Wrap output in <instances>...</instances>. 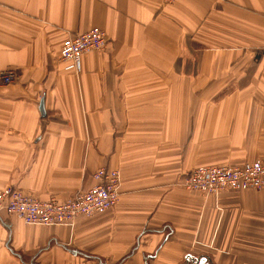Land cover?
<instances>
[{"label": "crops", "instance_id": "1", "mask_svg": "<svg viewBox=\"0 0 264 264\" xmlns=\"http://www.w3.org/2000/svg\"><path fill=\"white\" fill-rule=\"evenodd\" d=\"M109 42L74 73L64 38ZM0 191L66 200L118 170L73 225L0 210V264H264V187L202 193L201 165L264 159V0H0ZM44 100L45 114L40 110Z\"/></svg>", "mask_w": 264, "mask_h": 264}, {"label": "built area", "instance_id": "2", "mask_svg": "<svg viewBox=\"0 0 264 264\" xmlns=\"http://www.w3.org/2000/svg\"><path fill=\"white\" fill-rule=\"evenodd\" d=\"M165 3L174 0H163ZM108 36L99 27L74 33L63 39L60 57L75 71L82 69L81 60L92 49H104ZM1 79L12 81L13 70L2 71ZM96 183L66 200L56 197L40 199L18 187L0 191V210L13 214L27 224L73 225L80 217H92L114 207L120 198L121 176L118 170L101 167L94 173ZM181 183L193 191L220 193L264 187V159L258 158L241 165H201L186 173Z\"/></svg>", "mask_w": 264, "mask_h": 264}, {"label": "rangeland", "instance_id": "3", "mask_svg": "<svg viewBox=\"0 0 264 264\" xmlns=\"http://www.w3.org/2000/svg\"><path fill=\"white\" fill-rule=\"evenodd\" d=\"M94 27H98V26H94ZM100 28V27H99ZM102 29V28H101ZM103 30V29H102ZM84 32H86V31H84ZM71 35V34H70ZM108 42H109V38H108ZM108 45V44H107ZM106 45V46H107ZM105 49V48H104ZM99 50H102V49H99V48H96V49H92L91 51H89V52H87V53H90V52H93V51H99ZM87 53H85L84 55H83V57L87 54ZM83 57H82V60H83ZM82 60H81V66H82ZM59 62H61V63H64V65H65V68L66 69H70V70H72V72H74V73H79V72H81V69H80V71H75V70H73L72 68H70V67H68V65H67V63L66 62H63L62 60H61V57L59 56ZM5 70H13L14 71V73H15V77H14V79L17 77V70L16 69H13V68H8V69H4V70H2V71H5ZM2 71H0V74H1V72ZM1 76V75H0ZM0 79H1V77H0ZM14 79L12 80V81H3L2 79H1V81H2V83H4V84H10L11 82H13L14 81ZM95 173V172H94ZM93 177H94V174H93ZM94 180H95V178H94ZM96 181V180H95ZM96 183V182H95ZM93 186V185H92ZM13 187V186H12ZM3 190V189H2ZM1 190V191H2ZM88 190V189H87ZM83 191H85V190H83ZM79 192H81V191H79ZM78 193V192H77ZM76 194V193H75ZM74 194V195H75ZM72 197V196H71Z\"/></svg>", "mask_w": 264, "mask_h": 264}, {"label": "water", "instance_id": "4", "mask_svg": "<svg viewBox=\"0 0 264 264\" xmlns=\"http://www.w3.org/2000/svg\"><path fill=\"white\" fill-rule=\"evenodd\" d=\"M40 110L43 113V115L45 114V109H44V100L42 99L41 101V105H40Z\"/></svg>", "mask_w": 264, "mask_h": 264}]
</instances>
